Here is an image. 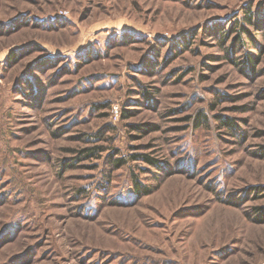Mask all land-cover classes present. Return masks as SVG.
Segmentation results:
<instances>
[{"label":"rangeland","instance_id":"rangeland-1","mask_svg":"<svg viewBox=\"0 0 264 264\" xmlns=\"http://www.w3.org/2000/svg\"><path fill=\"white\" fill-rule=\"evenodd\" d=\"M0 264H264V0H0Z\"/></svg>","mask_w":264,"mask_h":264},{"label":"trees","instance_id":"trees-1","mask_svg":"<svg viewBox=\"0 0 264 264\" xmlns=\"http://www.w3.org/2000/svg\"><path fill=\"white\" fill-rule=\"evenodd\" d=\"M199 124H201V123H199ZM146 160H147L148 162L152 163V164H155V162H156L154 159H152V158H150V157H148V156L146 157ZM121 162L124 163L125 161H123L121 158L117 160V164H118V166H121V165H122ZM135 187H136V189H137L138 192H141V191L146 190V188L143 187L139 182H136ZM145 192H149V191H144V193H145Z\"/></svg>","mask_w":264,"mask_h":264}]
</instances>
